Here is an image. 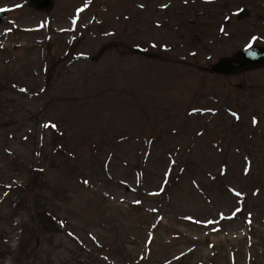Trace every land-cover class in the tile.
Instances as JSON below:
<instances>
[{"label": "rangeland", "instance_id": "obj_1", "mask_svg": "<svg viewBox=\"0 0 264 264\" xmlns=\"http://www.w3.org/2000/svg\"><path fill=\"white\" fill-rule=\"evenodd\" d=\"M0 8V264H264V0Z\"/></svg>", "mask_w": 264, "mask_h": 264}, {"label": "water", "instance_id": "obj_2", "mask_svg": "<svg viewBox=\"0 0 264 264\" xmlns=\"http://www.w3.org/2000/svg\"><path fill=\"white\" fill-rule=\"evenodd\" d=\"M53 3V0H31V6L47 11L52 8ZM3 14L4 12L0 11V20ZM257 67H264V49L247 48L241 50L235 58L221 59L212 70L223 74H235Z\"/></svg>", "mask_w": 264, "mask_h": 264}, {"label": "snow or ice", "instance_id": "obj_3", "mask_svg": "<svg viewBox=\"0 0 264 264\" xmlns=\"http://www.w3.org/2000/svg\"><path fill=\"white\" fill-rule=\"evenodd\" d=\"M46 127L48 126V125H45ZM53 127H55V125H53ZM85 183H88V181H84ZM236 195L237 196H239L240 195V193H236ZM227 219V218H226Z\"/></svg>", "mask_w": 264, "mask_h": 264}]
</instances>
